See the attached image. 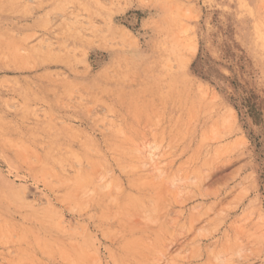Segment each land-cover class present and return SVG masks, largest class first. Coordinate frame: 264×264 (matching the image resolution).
Here are the masks:
<instances>
[{
  "label": "rangeland",
  "instance_id": "374dc122",
  "mask_svg": "<svg viewBox=\"0 0 264 264\" xmlns=\"http://www.w3.org/2000/svg\"><path fill=\"white\" fill-rule=\"evenodd\" d=\"M0 264H264V0H0Z\"/></svg>",
  "mask_w": 264,
  "mask_h": 264
}]
</instances>
